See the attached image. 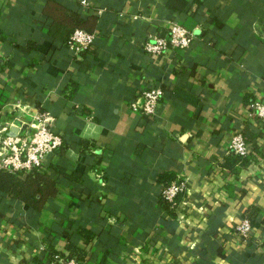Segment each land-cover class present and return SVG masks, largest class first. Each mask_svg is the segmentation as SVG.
<instances>
[{
  "label": "crops",
  "instance_id": "obj_1",
  "mask_svg": "<svg viewBox=\"0 0 264 264\" xmlns=\"http://www.w3.org/2000/svg\"><path fill=\"white\" fill-rule=\"evenodd\" d=\"M48 1L93 19L91 48L48 34ZM87 1L0 0V125L40 109L63 140L49 157L56 198L37 212L0 195V264H48L50 251L84 264H264V229L245 244L234 232L253 206L264 218V136L239 173L219 167L233 133L262 132L248 104L264 101V0ZM171 20L195 33L189 48L147 54ZM144 79L165 91L148 120L127 106ZM162 173L187 182L188 209L161 208Z\"/></svg>",
  "mask_w": 264,
  "mask_h": 264
},
{
  "label": "built area",
  "instance_id": "obj_2",
  "mask_svg": "<svg viewBox=\"0 0 264 264\" xmlns=\"http://www.w3.org/2000/svg\"><path fill=\"white\" fill-rule=\"evenodd\" d=\"M80 4L87 8L89 2L80 0ZM195 33L186 29L176 20H171L164 35H153L148 37L142 49L151 56H160L169 49L185 51L189 48ZM96 35L83 29H75L66 40V46L72 51H84L94 44ZM7 77L0 64V81ZM165 91L162 85L151 79H144L127 102L131 112L139 115L140 118L148 120L156 116L157 107L163 98ZM19 108L17 101L15 108ZM20 125L4 123L0 125V170L10 174L18 172L34 173L45 172L49 167V157L55 156L57 150L63 147V140L60 134L55 133L51 126L53 118L43 110H26L22 108ZM249 116L261 121L264 126V101L252 99L248 104ZM24 111V112H23ZM22 114V115H23ZM15 127L17 130H11ZM252 149L245 142L241 131H236L230 138L227 147V154L246 156ZM188 195L187 182L184 179H175L168 185L163 186L160 197L164 199L169 208L176 210L182 204L187 208L186 199ZM201 210V208H199ZM184 211L180 210L183 214ZM184 216L181 215L180 218ZM254 227L247 216H242L235 225L234 232L241 241H247L255 233ZM264 239V231L262 233ZM48 264H79L76 257L67 258L65 255L54 254Z\"/></svg>",
  "mask_w": 264,
  "mask_h": 264
},
{
  "label": "trees",
  "instance_id": "obj_3",
  "mask_svg": "<svg viewBox=\"0 0 264 264\" xmlns=\"http://www.w3.org/2000/svg\"><path fill=\"white\" fill-rule=\"evenodd\" d=\"M185 5L186 3L184 0H168V7L171 10L177 8L182 10ZM42 13L50 19L48 34L54 40L61 42L62 44L65 43L66 39L75 29L92 30L93 28L94 21L92 18L83 19L77 13L69 14L67 9L56 1H48L42 10ZM0 39L2 40L4 38L0 37ZM261 126L262 132L259 133L258 136L251 133L248 126L241 130L245 142L250 146L252 151L246 156L228 154L219 165L221 170H227L231 174L236 175L239 173V170L246 168L253 160H255L254 153L257 152L256 138L264 136V126ZM49 169L50 168L43 173L18 172L16 174H10L0 170V195H7L27 204L37 212L40 211L48 200L56 198L59 194L60 188L58 175L57 173H49ZM173 178V173H162L158 175V181L164 186L168 185ZM159 204L161 208L169 212L171 215L173 214L169 208V204L161 197L159 198ZM258 212L259 209L253 206L248 209L247 217L250 219L253 227H261L264 229V218L259 217ZM253 238L251 236L249 240ZM201 246V251H204V254H206V248H204L203 245ZM49 254L50 257H52L55 253L54 251H50ZM73 256L76 257L79 264L85 263V260L74 252H70L66 257L70 258Z\"/></svg>",
  "mask_w": 264,
  "mask_h": 264
},
{
  "label": "rangeland",
  "instance_id": "obj_4",
  "mask_svg": "<svg viewBox=\"0 0 264 264\" xmlns=\"http://www.w3.org/2000/svg\"><path fill=\"white\" fill-rule=\"evenodd\" d=\"M192 224H194V222H192ZM234 228H235V226H234ZM254 236V235H253ZM235 237H236V240L239 242V243H242V244H245L246 243V241H241V239L238 237V235H237V233H235ZM261 238V240H263V238L262 237H260ZM201 239H203V237H201V235L199 234V236L197 237V240L200 242V243H202V240ZM253 239H257V238H253ZM248 241V240H247ZM198 246V245H197Z\"/></svg>",
  "mask_w": 264,
  "mask_h": 264
},
{
  "label": "water",
  "instance_id": "obj_5",
  "mask_svg": "<svg viewBox=\"0 0 264 264\" xmlns=\"http://www.w3.org/2000/svg\"><path fill=\"white\" fill-rule=\"evenodd\" d=\"M11 130L15 131V130H17V129H16L15 127H12Z\"/></svg>",
  "mask_w": 264,
  "mask_h": 264
}]
</instances>
